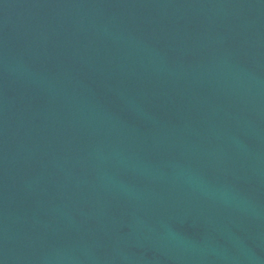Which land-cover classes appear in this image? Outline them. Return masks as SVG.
<instances>
[{"label":"water","instance_id":"water-1","mask_svg":"<svg viewBox=\"0 0 264 264\" xmlns=\"http://www.w3.org/2000/svg\"><path fill=\"white\" fill-rule=\"evenodd\" d=\"M0 264H264V0H0Z\"/></svg>","mask_w":264,"mask_h":264}]
</instances>
